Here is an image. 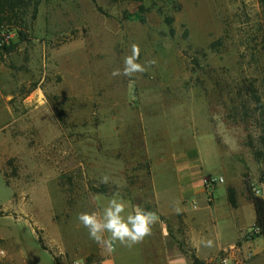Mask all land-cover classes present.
<instances>
[{
  "label": "rangeland",
  "instance_id": "rangeland-1",
  "mask_svg": "<svg viewBox=\"0 0 264 264\" xmlns=\"http://www.w3.org/2000/svg\"><path fill=\"white\" fill-rule=\"evenodd\" d=\"M30 32L0 56V264L39 237L61 264H99L78 214L116 185L150 204L169 152L196 147L212 175L264 186L261 0H40ZM133 43L156 63L113 77Z\"/></svg>",
  "mask_w": 264,
  "mask_h": 264
},
{
  "label": "crops",
  "instance_id": "crops-1",
  "mask_svg": "<svg viewBox=\"0 0 264 264\" xmlns=\"http://www.w3.org/2000/svg\"><path fill=\"white\" fill-rule=\"evenodd\" d=\"M169 153L162 158L161 167L170 174V178L158 177L154 164L151 166L153 196L147 205L158 213L159 218L153 226L152 235L131 248L115 244L112 251L106 250L102 254L98 263L193 264L195 256L204 264H212L223 251L235 246L238 249L236 264H264V240L261 241L262 237L255 240L247 238L255 227L256 214L243 181L235 184L227 179L215 191L214 200L209 202L203 179L214 175L208 169L212 166L202 159L201 151L195 147L193 150ZM229 188H233L237 194L235 208L229 202ZM111 196L99 195L96 202L98 211L99 202ZM123 197L132 206L145 209L130 198ZM176 206L179 211L174 210ZM205 238L213 239L215 246L209 248L200 244ZM37 242L39 244V238ZM16 244L18 246L13 249L24 260L20 264H55L50 252L43 250L40 244L41 250L38 248L35 252H30L21 242ZM66 249L69 251L71 248ZM40 252L48 258L41 260L34 257L33 254L41 255ZM9 255V260L15 264L16 258L11 252Z\"/></svg>",
  "mask_w": 264,
  "mask_h": 264
},
{
  "label": "clouds",
  "instance_id": "clouds-1",
  "mask_svg": "<svg viewBox=\"0 0 264 264\" xmlns=\"http://www.w3.org/2000/svg\"><path fill=\"white\" fill-rule=\"evenodd\" d=\"M141 50L139 45L133 43L129 55L123 58V68L112 71L113 77H134L143 74L149 67L156 63L155 60L140 63ZM116 184L105 174L101 176L99 183L104 185ZM117 190L110 198L101 200L98 204L99 211L81 212L77 219L88 230L90 239L108 251H112L115 244L131 248L152 235L153 226L158 222L155 211L132 206ZM174 210L179 211L178 206ZM218 238V237H217ZM204 247H214L215 241L205 238L200 241Z\"/></svg>",
  "mask_w": 264,
  "mask_h": 264
},
{
  "label": "trees",
  "instance_id": "trees-1",
  "mask_svg": "<svg viewBox=\"0 0 264 264\" xmlns=\"http://www.w3.org/2000/svg\"><path fill=\"white\" fill-rule=\"evenodd\" d=\"M122 1L143 4L145 0ZM261 2L264 6V0H261ZM39 6L40 0H0V56L13 55L18 52L20 46L32 41L30 24L37 17ZM141 10L146 11L143 6H141ZM168 23L172 25L173 19L169 18ZM254 98L258 104L261 103L256 95H254ZM244 187L247 197L255 209L256 223L254 228L259 229L258 234L247 238L255 240L264 237V199L255 195L253 188L247 181L244 182ZM228 196L231 206L235 208L237 206L236 191L233 188H229ZM145 209L155 211L150 205H145ZM39 244L43 250L50 252L40 237ZM50 254L54 258L55 264H61L60 259L56 258L53 253L50 252ZM193 261V264H204L195 256H193Z\"/></svg>",
  "mask_w": 264,
  "mask_h": 264
},
{
  "label": "built area",
  "instance_id": "built-area-1",
  "mask_svg": "<svg viewBox=\"0 0 264 264\" xmlns=\"http://www.w3.org/2000/svg\"><path fill=\"white\" fill-rule=\"evenodd\" d=\"M225 183L224 178L216 176H207L203 179V187L205 193L208 197V201L212 202L214 200V193L220 185ZM253 188V187H252ZM253 192L256 196L264 199V186L259 188H253ZM259 233V229L253 228L247 234V237H251ZM238 251L237 247L233 246L222 252L221 256L212 264H236L235 254ZM73 264H81L79 262H74Z\"/></svg>",
  "mask_w": 264,
  "mask_h": 264
}]
</instances>
